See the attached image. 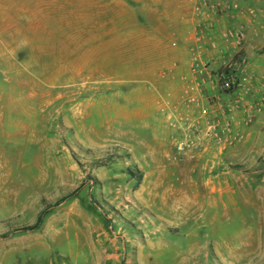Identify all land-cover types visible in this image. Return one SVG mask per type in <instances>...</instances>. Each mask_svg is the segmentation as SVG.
I'll return each mask as SVG.
<instances>
[{
    "label": "rangeland",
    "instance_id": "1",
    "mask_svg": "<svg viewBox=\"0 0 264 264\" xmlns=\"http://www.w3.org/2000/svg\"><path fill=\"white\" fill-rule=\"evenodd\" d=\"M114 1L87 0L68 40L23 32L8 42L15 52H0V264H240L214 250L254 221L233 212L227 223L222 175L254 162L247 173L261 182L264 210V34L254 12L242 9L247 0ZM238 30L242 46L223 39ZM180 40L195 48L187 58L173 50ZM248 42L263 52L248 56ZM225 66L237 90L198 86L197 71ZM164 127L172 144L158 153ZM182 166L217 188L190 224L172 211L189 190L177 181Z\"/></svg>",
    "mask_w": 264,
    "mask_h": 264
},
{
    "label": "crops",
    "instance_id": "2",
    "mask_svg": "<svg viewBox=\"0 0 264 264\" xmlns=\"http://www.w3.org/2000/svg\"><path fill=\"white\" fill-rule=\"evenodd\" d=\"M86 1L87 0H0V52H15L16 47L8 42L21 41V34L23 32H29L32 35L30 37L32 41L56 42L70 39L71 28L73 26L85 24ZM113 5L114 8L117 7V0L114 1ZM240 5L244 10L252 8L254 12L253 29L256 34H264V0H247L245 3L241 1ZM80 18H82V21ZM97 23L102 24V21L99 20ZM93 24H95V21H93ZM23 26H28V30L23 29ZM180 43L182 44L181 47L174 46L173 49L174 52H180L179 58L183 56L187 58L186 52H194L195 48L190 47L191 44L187 40H180ZM252 45L253 43L248 42V56H250V52L253 51V48H257L256 52H263V44H258L259 46L256 45L255 47H252ZM46 48L50 49L52 46L47 44ZM195 52L197 51L195 50ZM168 69L172 68L168 66ZM172 86L174 88L177 87L176 84L175 86L171 85V87ZM172 94H175V92H172ZM165 115H167V113L160 116L165 119L164 121H166ZM160 121L164 124L162 119ZM172 136L173 134L165 128L158 139L160 144L158 153H166L170 149ZM237 149L245 150V146L238 147ZM246 152H252V146L251 148L249 146ZM152 153H156V151L154 150ZM163 157H166V155L164 154ZM244 164L248 165L243 168V174L241 173L242 171H239L222 175L224 177L225 189L222 190V195H220L221 205L223 217L226 218L228 224L235 222L231 220V215L233 212H238V214L240 213L243 216L251 214L254 220L253 225L247 227L244 223V219H242L238 224L239 233L237 238L231 240L230 237L226 235L220 246L221 251L219 252L215 249L216 251L214 250V252L216 255L220 254L224 262L226 261L229 263L231 262L230 259H234L235 262V259H237V263L240 264H261L263 248L261 225L262 216L264 214L261 204V182L256 180L255 170L247 173L249 169L254 167V162ZM159 167H161L160 164ZM186 167L187 166L181 167L177 181L180 184L189 185V190L177 194L179 199H177L176 202L178 203L176 206L174 205V210H171L174 212H176V209L179 210L181 221L183 220L186 224L187 222L190 224L191 222L195 223L197 221L196 217L193 215L194 211L197 209V194L195 189L197 181L194 180V175L196 174L195 170L185 172ZM158 182H160L159 178L155 180V183ZM251 184H253V186L257 184L258 186L257 189H254L253 193L244 188V186L248 187ZM202 197L208 198L210 202L212 201L210 193H203ZM225 199H227L228 205L225 204ZM231 204L233 209H231ZM186 224H180L179 228L184 227L186 232L191 233L192 225L186 226ZM203 258L206 257L204 256ZM204 260L206 261L207 259Z\"/></svg>",
    "mask_w": 264,
    "mask_h": 264
},
{
    "label": "built area",
    "instance_id": "3",
    "mask_svg": "<svg viewBox=\"0 0 264 264\" xmlns=\"http://www.w3.org/2000/svg\"><path fill=\"white\" fill-rule=\"evenodd\" d=\"M223 39L226 41L231 40L236 43V46L240 47L245 41V35L243 32L238 30L235 32L226 33L223 36ZM197 74L201 77L205 74L202 81L198 84L199 87H205L208 81H211L208 83L209 85L216 84L220 90L225 92L235 91L241 86V82H239V79L236 77L235 74L228 70L226 66L211 77L205 68L197 71ZM206 136H209L208 133Z\"/></svg>",
    "mask_w": 264,
    "mask_h": 264
},
{
    "label": "bare ground",
    "instance_id": "4",
    "mask_svg": "<svg viewBox=\"0 0 264 264\" xmlns=\"http://www.w3.org/2000/svg\"><path fill=\"white\" fill-rule=\"evenodd\" d=\"M232 132V131H231ZM212 173V171L210 172ZM194 188V187H193ZM196 201H197V209L194 211V216L196 217V222L201 221L202 218H204V215L206 214V205L203 202L204 198L202 197L203 193H206L210 191V196H214L217 193V188L215 187V184H213L211 181H208L204 184V186L201 188L200 186L196 185ZM220 195H222V190L219 191Z\"/></svg>",
    "mask_w": 264,
    "mask_h": 264
},
{
    "label": "trees",
    "instance_id": "5",
    "mask_svg": "<svg viewBox=\"0 0 264 264\" xmlns=\"http://www.w3.org/2000/svg\"><path fill=\"white\" fill-rule=\"evenodd\" d=\"M129 175L131 176V177H134V178H137V183L139 184L140 183V181H141V174L140 173H138L137 175V177H135L134 176V174L132 173V172H129Z\"/></svg>",
    "mask_w": 264,
    "mask_h": 264
}]
</instances>
